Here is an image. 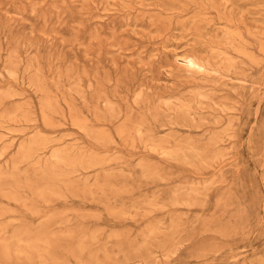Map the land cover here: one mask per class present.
Listing matches in <instances>:
<instances>
[{
	"label": "rangeland",
	"instance_id": "obj_1",
	"mask_svg": "<svg viewBox=\"0 0 264 264\" xmlns=\"http://www.w3.org/2000/svg\"><path fill=\"white\" fill-rule=\"evenodd\" d=\"M0 264H264V0H0Z\"/></svg>",
	"mask_w": 264,
	"mask_h": 264
},
{
	"label": "bare ground",
	"instance_id": "obj_2",
	"mask_svg": "<svg viewBox=\"0 0 264 264\" xmlns=\"http://www.w3.org/2000/svg\"><path fill=\"white\" fill-rule=\"evenodd\" d=\"M259 258V257H258ZM260 259V258H259Z\"/></svg>",
	"mask_w": 264,
	"mask_h": 264
}]
</instances>
